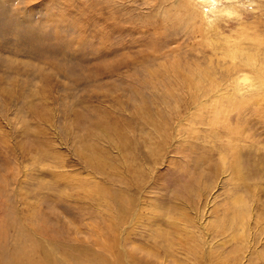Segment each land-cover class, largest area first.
<instances>
[{
  "label": "rangeland",
  "instance_id": "obj_1",
  "mask_svg": "<svg viewBox=\"0 0 264 264\" xmlns=\"http://www.w3.org/2000/svg\"><path fill=\"white\" fill-rule=\"evenodd\" d=\"M0 264H264V0H0Z\"/></svg>",
  "mask_w": 264,
  "mask_h": 264
}]
</instances>
